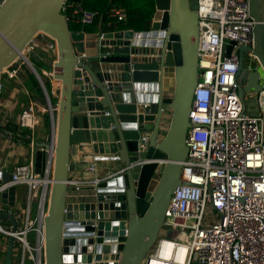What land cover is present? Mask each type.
Here are the masks:
<instances>
[{
  "label": "water",
  "instance_id": "obj_1",
  "mask_svg": "<svg viewBox=\"0 0 264 264\" xmlns=\"http://www.w3.org/2000/svg\"><path fill=\"white\" fill-rule=\"evenodd\" d=\"M80 0H4L0 5V86L3 73L23 60L50 100L46 142L32 144L35 172L52 165L44 216V264H141L158 241L189 149L190 110L199 77L198 0H155L149 31H72L63 13ZM256 21L253 47L239 49L240 98L264 104V0H249ZM51 39L55 57L46 79L26 53L40 36ZM103 35V36H102ZM231 41L226 55L231 56ZM253 52L259 67L243 66ZM173 89L168 98V83ZM167 116L169 121L167 122ZM0 125V135L8 129ZM90 146L106 177L77 195L73 145ZM0 170V220L18 227L16 186ZM5 207V210L2 209ZM211 209L215 210L213 204ZM10 237L5 264H14Z\"/></svg>",
  "mask_w": 264,
  "mask_h": 264
},
{
  "label": "built area",
  "instance_id": "obj_2",
  "mask_svg": "<svg viewBox=\"0 0 264 264\" xmlns=\"http://www.w3.org/2000/svg\"><path fill=\"white\" fill-rule=\"evenodd\" d=\"M67 3L63 13L69 21L67 12L72 7ZM74 13L83 26H93L98 18L96 12L82 8ZM198 15L199 77L186 138L189 153L183 163L182 184L173 193L162 228L181 226L185 233L178 238L160 234L141 264H264V112L252 115L247 111L239 95L242 81L238 77L239 49L253 47L256 21L249 0H198ZM110 16L120 22L127 19L121 8H113ZM227 41L236 42L230 57ZM55 48L53 44L51 49ZM245 58V69L259 67L253 52ZM16 64L3 76L17 79ZM36 124V111L30 106L22 113L20 126L34 131ZM94 163L91 172L96 171ZM52 169L48 163L40 177L33 162L18 166L6 186L29 187L23 229L7 231L0 225V233L14 236L21 244L22 264L28 255L34 264L45 263L43 219ZM35 198H39L37 222L30 221ZM31 233L37 236L34 244L28 240Z\"/></svg>",
  "mask_w": 264,
  "mask_h": 264
},
{
  "label": "crops",
  "instance_id": "obj_3",
  "mask_svg": "<svg viewBox=\"0 0 264 264\" xmlns=\"http://www.w3.org/2000/svg\"><path fill=\"white\" fill-rule=\"evenodd\" d=\"M4 0H0V5ZM102 29L101 23L93 33H99ZM104 33L117 32L114 30L113 24H108L103 30ZM53 42L50 38L40 35L27 50V57L29 61L41 70L42 75L48 77L51 72V66L55 57V49H51ZM15 68L19 70L17 79L10 80L3 76L2 84L4 90L0 95V125L8 127L4 130L5 135H0V170H7L11 174L15 168L21 165L33 162L35 165V157L31 152L30 144L27 140L30 139L32 144L37 141L46 142L48 133L50 131V100L46 95L41 83L29 68V66L20 60L17 62ZM168 94L166 97L170 98L173 89V83L167 85ZM33 106L36 111L37 124L34 131L24 129L20 126V119L22 113ZM167 122L169 116H167ZM71 163L74 165H84L87 167L94 163L93 155L91 154L90 146L87 144H75L71 148ZM96 171L91 172L90 169H84L82 172H73L70 174V180L77 185H80L77 195L84 194L88 189V185L94 179L105 178L106 174L103 172L101 164L94 163ZM17 194V209L11 210L16 215L18 227L21 230L27 222L26 212L29 203V187L25 184L16 186ZM39 198H35L30 205V221L37 222L39 218L38 209ZM5 210V207L2 206ZM0 225L3 229L9 231L13 228L10 221L0 220ZM36 233L28 235V240L34 244L36 242ZM10 237L0 233V264H5L8 244ZM14 264H22V248L21 244L15 240L14 245ZM24 264H34L31 257L28 255Z\"/></svg>",
  "mask_w": 264,
  "mask_h": 264
},
{
  "label": "trees",
  "instance_id": "obj_4",
  "mask_svg": "<svg viewBox=\"0 0 264 264\" xmlns=\"http://www.w3.org/2000/svg\"><path fill=\"white\" fill-rule=\"evenodd\" d=\"M70 8L67 12L69 24L72 31H86L93 33L101 23L102 29L105 30L106 25L113 24L115 31H133L136 33H144L150 30L154 16L156 14L155 0H80L79 3L69 2ZM82 8L88 11L96 12L98 18L93 26H83L78 22V16L74 13L75 9ZM113 8H121L125 10L127 19L118 21L110 16ZM37 71L42 75L41 70L36 67ZM47 90H51V86L44 75H42Z\"/></svg>",
  "mask_w": 264,
  "mask_h": 264
},
{
  "label": "rangeland",
  "instance_id": "obj_5",
  "mask_svg": "<svg viewBox=\"0 0 264 264\" xmlns=\"http://www.w3.org/2000/svg\"><path fill=\"white\" fill-rule=\"evenodd\" d=\"M230 41H227L226 43L229 44ZM248 61V58H247ZM245 106L247 108V111L252 115H261L262 112H264V108L259 106L258 97L253 94H247L245 97ZM175 232V231H173Z\"/></svg>",
  "mask_w": 264,
  "mask_h": 264
},
{
  "label": "bare ground",
  "instance_id": "obj_6",
  "mask_svg": "<svg viewBox=\"0 0 264 264\" xmlns=\"http://www.w3.org/2000/svg\"><path fill=\"white\" fill-rule=\"evenodd\" d=\"M182 233H185V230L181 226H168L161 231V236L178 238Z\"/></svg>",
  "mask_w": 264,
  "mask_h": 264
},
{
  "label": "flooded vegetation",
  "instance_id": "obj_7",
  "mask_svg": "<svg viewBox=\"0 0 264 264\" xmlns=\"http://www.w3.org/2000/svg\"><path fill=\"white\" fill-rule=\"evenodd\" d=\"M247 60H246V58L244 57V59H243V66H244V68H246L247 67Z\"/></svg>",
  "mask_w": 264,
  "mask_h": 264
}]
</instances>
